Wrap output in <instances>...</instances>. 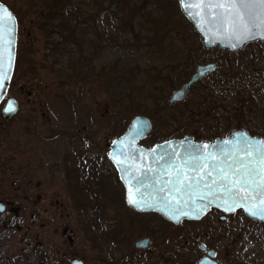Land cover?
I'll list each match as a JSON object with an SVG mask.
<instances>
[{"label": "rangeland", "instance_id": "obj_1", "mask_svg": "<svg viewBox=\"0 0 264 264\" xmlns=\"http://www.w3.org/2000/svg\"><path fill=\"white\" fill-rule=\"evenodd\" d=\"M168 1L177 14L172 41L179 49L191 52L192 48L195 53L197 47L202 48L201 38L182 15L178 0ZM0 2L12 11L18 24L15 68L6 97H13L19 105L14 116L0 115V201L8 200L9 210H13L7 209L9 213L0 216V264L6 259L10 264H65L74 258L85 264H197L203 257L199 244L214 250L216 260L225 264H264V222L250 221L236 211L226 221H219L218 214L211 213L197 222L173 226L156 214L136 213L126 205L124 188L107 158L112 141L137 115L149 118L152 124L145 139L148 142H142L148 149L183 126L193 138L220 134L225 138L228 125L220 126L206 117L195 98L205 84H193L183 102L170 104L168 100L170 92L185 83L197 65L214 63L213 74L217 75L224 62L234 58L231 53L218 48H202L204 54L198 55L191 52L195 57L184 62L186 77L177 76L175 86L163 91L166 94L162 101L166 106L177 105L174 110L164 108L160 100L141 107L137 98L129 97L115 109V78L119 79L118 86L122 87L123 81L129 92L143 87L144 79H130L121 70L100 71L107 58L119 55L108 54L103 40L99 44L109 25L106 4L104 16L100 10L86 7L85 14L91 17L84 22L88 27L75 26L72 21L61 27L58 19H49L55 14L53 0ZM74 37L82 39V49L72 48ZM95 48L105 49L102 62L92 61L91 51ZM240 54L259 61L258 67L264 71V44H250ZM155 88L158 85L151 90L157 95ZM174 112L177 118L169 119ZM248 118L243 115L244 120ZM254 121L259 122L245 129L252 136L264 138L260 120ZM78 176L83 182L77 180ZM102 180L101 210L95 211L98 202L83 196L93 194L95 189L81 195L76 186ZM15 210H19L18 215H14ZM108 221L118 222L121 235L115 240L101 226ZM148 233H153L150 253L137 255L134 243ZM37 251L44 252L45 262L37 259Z\"/></svg>", "mask_w": 264, "mask_h": 264}, {"label": "trees", "instance_id": "obj_2", "mask_svg": "<svg viewBox=\"0 0 264 264\" xmlns=\"http://www.w3.org/2000/svg\"><path fill=\"white\" fill-rule=\"evenodd\" d=\"M53 2L56 6L55 14L49 15V19H58L61 27L66 25L68 21H72L75 26L88 27L84 23L91 18H88L85 14V9L88 6L100 10L102 16L105 15V12L106 17L109 15L108 29L104 33L107 37L102 35L100 39L98 36L100 39L99 44L104 41L102 45L107 44L106 51H110L108 54L112 55L116 52L119 55L114 58H107L109 59L108 62L104 66L100 65V71L103 69L114 70L115 72L121 70L126 76H131L130 79L136 80L140 77L144 79L143 87L134 90V92H129L123 87L124 82L122 81V87H120L118 86L120 82L116 83L119 79L115 78V85H112V98L115 109L120 108V105H123L128 97L137 98L141 103V107L148 106L151 103L157 104L159 100L162 106L167 107L168 110H174L177 107V105L167 104L166 106L164 104L162 100L165 99L166 93L164 94L163 91H165V87L175 86L177 76L183 75V77H186L187 72L185 71L184 62L185 60L191 61L195 56L191 54L192 48L190 49L191 52H186L179 49L172 41V36L176 35L173 19L177 17V14L174 13L170 1L53 0ZM139 2L142 5L138 6ZM105 4L107 8L104 12L103 6ZM174 5H176L175 2ZM111 10L114 11L110 13ZM73 11H75V15H73ZM90 26L93 27L92 24ZM83 47L82 39L74 37L72 48L75 50ZM95 49L91 51L92 61L102 62L104 55L106 58L105 49ZM57 52L60 53V50ZM240 53L241 51L231 53V57L234 56V58H229L224 62L220 73L217 75H214V73L196 83V85H205L199 90L195 98L200 101V107L204 108L206 117L210 116L209 119L220 126L225 123L228 125L225 133L229 134L233 130L249 128L247 125L252 126L253 122H259L254 121L258 119L262 126L261 135H264V71L261 68L259 69V61L251 57L244 58L240 56ZM193 54H204V50L199 46ZM83 60L79 59L80 62H84ZM171 73L172 75H170ZM156 85H158V88H155L157 95L151 90V87ZM215 88L217 89L214 90ZM147 90L151 92H147ZM215 93L219 94L215 95ZM181 105L179 104L180 107ZM181 113L183 114V112ZM184 113H187V118L190 117L187 109ZM170 115L169 119L171 120L177 118L176 112L170 113ZM243 115L249 117L248 120H244ZM124 130L125 127L122 131L124 132ZM172 132L166 134L165 139L161 142L181 139L191 134L184 126ZM193 136L195 140L214 141L220 138L221 134L214 137L213 135H210V137ZM146 142L148 141H143V143Z\"/></svg>", "mask_w": 264, "mask_h": 264}, {"label": "water", "instance_id": "obj_3", "mask_svg": "<svg viewBox=\"0 0 264 264\" xmlns=\"http://www.w3.org/2000/svg\"><path fill=\"white\" fill-rule=\"evenodd\" d=\"M179 9L182 15L193 25L195 32L202 38V46L205 50H213L219 46L221 50H227L229 53H235L242 50L249 44L258 42L264 43V39H247L242 40L236 47V38H229L224 34L223 27L217 24L209 23L207 17L205 22L201 21L199 16L195 15L194 9L185 10L184 0H178ZM7 9L14 17V29L9 37L10 45L0 43V73L7 72L8 78L5 80L6 91L0 93V104L8 90L12 79L16 58L17 45V20L14 14L7 6L0 2V10ZM255 31V29H254ZM216 71V65L207 63L198 65L189 80L183 83L179 88L170 92L168 102L176 104L183 102L188 94L190 87L198 81L204 79L208 75ZM13 103L15 107L14 112L6 111L9 103ZM19 111L18 102L14 98H7L0 110V115L3 118H10ZM151 121L149 118L141 115L135 116L126 131L115 138L109 148L108 158L115 167L119 180L125 189V200L128 207L138 212H156L162 215L173 225H179L183 220L197 221L205 216L212 208L220 210L223 214L229 215L237 210H242L248 220L256 221L258 223L264 222V218L260 216H252L245 211V208H253L257 210L260 206V200L264 199V189L253 183L251 186V195L242 192L240 195H248L247 200L241 199L239 202L244 205L242 208H237L233 211H226L227 207L222 203L223 194L213 193L212 189L204 188L205 181H201L193 189L181 188L180 192L174 191L177 187V177L183 178L184 175L195 176L196 172L191 165H186L185 160H192L193 157L197 159L194 163H199L207 159V163L211 166L213 163H219L227 159L235 152L238 156L243 155V148L245 140L252 142H260L264 144V138L253 137L247 133L245 129L232 131L226 138H219L212 142L210 141H195L193 137L186 136L182 139H172L163 143L156 144L151 148L143 147L140 143L151 131ZM229 143L225 144L224 142ZM208 147L205 148L204 146ZM235 146V147H234ZM227 154L224 155V154ZM215 156L216 160L210 159ZM251 163L249 167L255 170V180L259 181L260 159L259 155L254 152L253 157L250 158ZM120 161L121 163H117ZM179 168L180 172L176 169ZM151 169V171H150ZM171 170L173 175H168ZM215 175V173H214ZM212 177H206V181L210 182ZM137 180L143 182V186L137 184ZM171 180L172 183L168 184ZM188 183V182H186ZM195 184V181H191ZM215 185L213 189H215ZM164 189L161 191L160 189ZM201 195L206 198L199 199ZM134 196L140 200L139 206H134L129 203L130 197ZM220 199H217V197ZM175 197V199H172ZM179 201V203H177ZM220 205V206H217ZM187 213L188 215H183ZM175 217H179L176 219ZM213 252H208L210 258L213 257ZM79 264H82L79 262ZM199 264H216L208 257L202 258Z\"/></svg>", "mask_w": 264, "mask_h": 264}, {"label": "snow or ice", "instance_id": "obj_4", "mask_svg": "<svg viewBox=\"0 0 264 264\" xmlns=\"http://www.w3.org/2000/svg\"><path fill=\"white\" fill-rule=\"evenodd\" d=\"M184 3L185 10L194 9L195 15L199 16L202 22H205L207 17L206 22L223 27L224 34L230 39L235 37L236 44H233V47H236L242 40L258 37L264 39V0H184ZM13 21L14 17L7 9L0 10V43L11 44L9 37L14 29ZM7 78V72L0 73V93L6 91L5 80ZM6 111L14 112V104L10 102ZM224 143L229 142L225 141ZM204 147L207 148L208 146L205 145ZM254 152L259 155L260 159L259 181L255 180V170L249 167L250 158L253 157ZM224 155L227 156L226 153ZM196 159V157H193L192 160H185V164L191 165L196 175H184L183 178L177 177L176 183L178 186L174 188V191L180 192L181 188L191 190L201 181H205L204 188L212 189L213 193H222L224 197L222 203L227 206L225 210L234 212L237 208L244 207L239 201L248 199V195H251L250 189L253 183L264 189V144L258 141L245 140L243 155L238 156L233 152L231 156H227V159L220 161L218 164L213 163L209 166L206 162L209 157H205L199 163H194L193 161ZM210 159L215 161L216 157L211 156ZM117 163L121 162L117 161ZM176 171L180 172V169L177 168ZM168 175H173L171 170L168 171ZM206 177H212L211 181H206ZM191 181H195V184ZM171 183L172 181L169 180L168 184ZM137 184L143 186V182L140 180H137ZM214 185L216 186L215 189H213ZM160 190L164 191L163 188ZM242 192L248 193V195L241 196ZM205 198L204 195L199 197L201 200ZM172 199H175V197ZM217 199H220V197L218 196ZM129 203L139 206L140 200L132 196ZM253 208H256V206H253ZM253 208H245V211L252 216L264 218V199L260 200V206L257 210H253ZM183 215L188 214L183 213ZM175 218L179 219V217Z\"/></svg>", "mask_w": 264, "mask_h": 264}, {"label": "flooded vegetation", "instance_id": "obj_5", "mask_svg": "<svg viewBox=\"0 0 264 264\" xmlns=\"http://www.w3.org/2000/svg\"><path fill=\"white\" fill-rule=\"evenodd\" d=\"M109 161V160H108ZM110 165H111V167L113 168V170H114V172L116 173V175H117V178H118V174H117V172H116V170H115V168H114V166L110 163ZM114 173V174H115ZM82 179H83V177L82 176H80ZM79 176L77 177V180L79 181V182H83V180H81V178H80ZM118 181H119V179H118ZM120 182V181H119ZM104 183H105V181H96V183H91V184H83L82 185V183H80V185L78 184L77 186H79V188L76 186V188H77V190L79 191V192H81V195L82 194H86L87 193V190L88 189H90V188H94L95 189V192L93 193V194H91V195H83V196H85V198L86 199H88V200H93V201H95V202H98V203H96V208H95V211H100L101 210V202L102 201H100L101 200V198H102V196H103V188H104ZM121 183V182H120ZM123 186V185H122ZM92 198V199H91ZM30 198L28 197V196H26L25 197V200H29ZM97 200V201H96ZM9 201L7 200V201H5V203H3L2 201H0V216L2 215V216H5V215H7L8 213H9V211H13V210H9V208H10V205H9ZM7 209L9 210L8 212H7ZM10 209H12V208H10ZM132 210V209H131ZM134 211V210H133ZM240 211V210H239ZM134 212H136V213H139V214H156V215H158V216H160L161 218H163L161 215H159V214H157V213H154V212H137V211H134ZM211 213H215V214H218V220L219 221H226L232 214H230V215H225V214H223L221 211H219L218 209H215V208H212L204 217H206L208 214H211ZM19 214V210H15L14 211V215H18ZM34 214H31L30 215V218H31V220H33L34 219ZM203 217V218H204ZM202 218V219H203ZM165 221H167L165 218H163ZM168 222V221H167ZM183 222H191V223H193V222H197V221H183ZM33 223V222H32ZM169 223V222H168ZM85 224H86V227H87V229H90V227H91V223L90 222H85ZM169 224H171V223H169ZM172 225V224H171ZM101 226L105 229V230H108L109 232H110V236H109V238H111V239H116L117 237H119L121 234H120V232H119V228H117L118 227V222H116V221H113V222H106V223H102L101 224ZM174 226V225H173ZM179 226V225H178ZM88 232L90 231V230H87ZM153 235V233H148L147 234V236H144V237H142L140 240H138V241H136L135 243H134V247H135V249H136V254L137 255H144V254H148V253H150V243L152 242V236ZM104 236V233L100 236V238L98 239L97 237H95V236H92L91 237V239L93 240V241H97V239L98 240H100V239H102V237ZM208 234H205L204 235V237L205 238H208ZM112 242H114V241H112ZM111 242V243H112ZM69 243L70 244H72V240L69 238ZM198 248H199V250L203 253V257H201L199 260H198V263L197 264H199V261L202 259V258H206V257H208L211 261H213L214 263H216V264H225V262H223V261H217L216 260V252L214 251V250H212V249H208L204 244H199L198 245ZM208 252H213V257L212 258H210L209 256H208ZM36 256H37V259L38 260H40V262H45V260H46V256L44 255V252H42V251H37L36 253ZM79 262H81L82 264H85L82 260H80V259H76V258H74V259H71V260H67L66 262H65V264H79ZM5 264H10L9 263V260L8 259H6V262H5Z\"/></svg>", "mask_w": 264, "mask_h": 264}]
</instances>
